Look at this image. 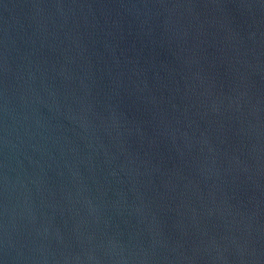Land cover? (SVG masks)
Here are the masks:
<instances>
[{
	"label": "water",
	"instance_id": "95a60500",
	"mask_svg": "<svg viewBox=\"0 0 264 264\" xmlns=\"http://www.w3.org/2000/svg\"><path fill=\"white\" fill-rule=\"evenodd\" d=\"M0 264H264V0H0Z\"/></svg>",
	"mask_w": 264,
	"mask_h": 264
}]
</instances>
